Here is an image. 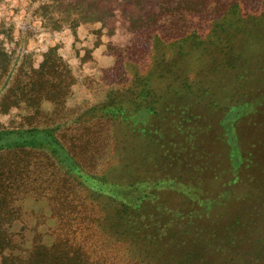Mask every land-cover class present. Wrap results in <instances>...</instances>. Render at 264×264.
I'll use <instances>...</instances> for the list:
<instances>
[{
  "label": "rangeland",
  "instance_id": "rangeland-1",
  "mask_svg": "<svg viewBox=\"0 0 264 264\" xmlns=\"http://www.w3.org/2000/svg\"><path fill=\"white\" fill-rule=\"evenodd\" d=\"M262 3L0 0L7 75L39 68L56 49L74 78L65 110L43 101L46 118L33 119L29 105L0 107V130L39 122L58 127L80 168L66 174L63 166L57 172L50 162L41 164L43 181L49 179L17 203L11 223L16 255L28 258L33 244L56 238L66 208L97 216L95 228L123 207L129 216L140 210L147 227L134 244L108 240L115 250L107 259L115 264H180L191 253L185 264H264ZM235 4L244 19L223 26ZM144 89L157 109L148 132L102 109L127 112L144 99ZM235 110L241 112L234 117ZM90 112L87 124L77 120ZM65 195L69 206L53 200ZM152 231L157 237L144 240Z\"/></svg>",
  "mask_w": 264,
  "mask_h": 264
},
{
  "label": "trees",
  "instance_id": "trees-1",
  "mask_svg": "<svg viewBox=\"0 0 264 264\" xmlns=\"http://www.w3.org/2000/svg\"><path fill=\"white\" fill-rule=\"evenodd\" d=\"M261 1L264 5V0ZM236 3L238 4L237 1ZM237 4L230 6L221 18L223 26L235 22L240 23L244 19L240 13L239 4ZM227 37L229 36L227 35ZM219 39L221 40L220 47H227L228 39L220 36ZM216 45H219L218 41H216ZM8 58V54L0 50V66H3V71L6 72V77L0 76L1 108L9 110L11 107H18L21 104L29 105L35 110L33 119L46 118L41 111L43 101H51L60 109L65 110V102L72 93L74 78L68 63L56 49H50L44 55V60L39 68L33 66L28 69L21 68L17 71L14 70L10 75H7L10 72ZM4 77L6 80L1 85ZM141 93V98L144 99H141L139 104L136 103L127 112L126 109L116 106L102 109L115 118L125 117L126 121L137 126L138 132H146L148 126H153V119L157 117V109L154 102L147 99V91L144 89ZM63 110L59 112L62 113ZM166 110H169V107H166ZM238 112L241 111L235 110L232 116L235 117ZM56 113L58 112H54V114ZM92 114L91 112L86 113L77 120L87 124L86 117ZM226 122L231 124L233 117L226 119ZM85 126V130L91 127ZM57 129L58 127H46L44 122H39L36 126L27 129L0 130V264H115L111 261L112 259H107L115 250L109 251L107 242L111 238H114L113 241L117 244L121 241H129L134 244L140 240L138 235L143 234L147 227L145 222L142 223L139 220L140 210H137L139 214L129 216L124 215L125 209L122 207L111 217L109 215L101 217V223L97 225L98 227L93 228L94 221H98L97 216L92 217L90 215L93 218L91 219L88 214L76 213L72 209L68 212L66 208L68 216L65 219L63 217V219L67 223L57 230L56 238L48 242L42 241L33 244L28 251V258L16 255L18 252L15 249V235L10 232L11 223L17 215V203L29 193L36 191L38 193V190H41L42 185L49 179L45 178V182L43 181L44 178L40 171L41 164L48 161L57 172L63 166L68 171L66 174L75 171L80 172V168L74 163L77 159L72 152L74 149L67 146L63 135L57 136ZM85 141L89 142V140ZM81 164L79 166L83 170ZM81 174L83 173L81 172ZM51 175V178L57 176L55 173ZM56 180L50 181L51 184ZM58 198L60 197L56 196L53 200L65 206L72 204L71 201L66 200L67 195ZM158 215L155 216L158 217ZM184 218L186 217L180 219ZM169 230L172 231L173 229ZM167 232L169 233L168 230L164 232L165 235ZM151 233L150 237H145L144 240L150 238L152 242L154 239L151 237H157V231ZM164 233L159 234V238H164ZM60 235L66 237L60 238ZM94 238H97V241H94ZM181 241L183 244L187 242L186 239ZM116 254L119 255L118 252ZM191 254L181 258L180 264H185L186 259Z\"/></svg>",
  "mask_w": 264,
  "mask_h": 264
}]
</instances>
